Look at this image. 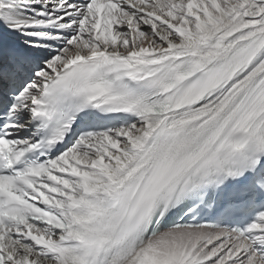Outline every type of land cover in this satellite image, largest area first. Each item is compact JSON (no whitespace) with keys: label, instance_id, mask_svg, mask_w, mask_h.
Returning <instances> with one entry per match:
<instances>
[{"label":"snow or ice","instance_id":"6c2138e0","mask_svg":"<svg viewBox=\"0 0 264 264\" xmlns=\"http://www.w3.org/2000/svg\"><path fill=\"white\" fill-rule=\"evenodd\" d=\"M0 264H264V0H0Z\"/></svg>","mask_w":264,"mask_h":264}]
</instances>
